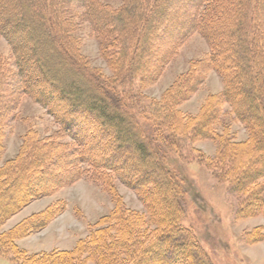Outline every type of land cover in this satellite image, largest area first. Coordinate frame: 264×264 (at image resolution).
<instances>
[{
	"label": "trees",
	"instance_id": "1",
	"mask_svg": "<svg viewBox=\"0 0 264 264\" xmlns=\"http://www.w3.org/2000/svg\"><path fill=\"white\" fill-rule=\"evenodd\" d=\"M122 2L113 13L110 4L101 0H0V35L10 47L15 69L6 75L3 64L0 67V125L15 105L16 97L23 96L46 109L59 126L57 134L50 138L28 132L16 158L0 169V225L31 200L50 195L83 176L102 177L106 171L118 174L131 189H138L145 208L144 213L128 209L116 189H107L114 199V208L71 250L29 254L15 244L16 239L44 227L49 221L45 215L26 221L11 232H0V254H11L19 264H212L195 235L181 224L183 178L178 172L166 170L147 148L140 127L143 125L130 120L116 98L119 92L114 83L118 78L112 80L99 74L82 59L79 40L71 31L77 17L83 16L80 20L96 29L100 46L108 38L120 45L124 62L118 64L132 61L131 68L152 44L158 49L163 47L167 37L171 38L169 50L195 33L203 35L213 49H219L220 43L225 49L218 69L228 66L233 71L230 82L244 81L249 87V92L237 95L242 100L240 108L250 102L251 112L260 118L263 126H253L251 130L262 129L259 135L263 140L258 138L256 142L260 157L264 158V108L258 103L264 84L260 79L253 81V67L259 69L261 65L253 49L258 45L264 52V20L256 26L262 39L255 46L248 26L251 6L255 4V9L261 10L258 17L264 13V2L241 0L236 2L235 10L231 1L217 0ZM232 25H236L235 29L228 31ZM171 56L160 57L165 64ZM188 90L184 98L190 94ZM168 109L166 128L179 136L182 133L172 122L173 109ZM84 117L90 123H83ZM147 123L152 130L148 142L156 152L163 153L166 145L156 137L155 130L160 126L156 120ZM100 133L102 141L97 138ZM60 137L70 141L57 144ZM121 147L135 154L137 166L123 159ZM138 168L154 170L153 176ZM261 175L264 177L257 169L252 178L256 181ZM237 188L242 189L241 184Z\"/></svg>",
	"mask_w": 264,
	"mask_h": 264
},
{
	"label": "rangeland",
	"instance_id": "2",
	"mask_svg": "<svg viewBox=\"0 0 264 264\" xmlns=\"http://www.w3.org/2000/svg\"><path fill=\"white\" fill-rule=\"evenodd\" d=\"M101 1L109 3L113 13L123 5L122 0ZM219 1H231L235 10L236 2L241 0ZM259 12L261 10H256L253 4L248 26L254 46L262 39L256 32L257 24L261 25L264 20V13L257 17ZM75 13L81 14V11ZM81 17H74L71 31L79 40L82 59L99 74L112 80L118 78L114 83L119 92L116 98L121 101L124 112L130 115V120L143 125L140 127L147 148L166 170L178 172L183 178L182 226L195 235L212 264H264V177L261 175L256 181L252 178L257 169L264 173V158L260 157L256 142L263 138L259 135L262 129L251 130L262 124L258 121L260 118L251 112L250 102L240 108L242 100L237 93L243 96L249 92L247 82H230L233 81V71L228 66L221 67V71L218 69L225 47L221 48L218 43L219 49H213L203 35L195 33L169 50L171 38L167 37L159 49L152 44L147 54L136 60L133 68L130 67L132 61L121 66L118 64L124 62L121 46L113 44L110 38L100 46L98 32L90 23L80 20ZM235 27L229 26L228 31ZM257 49L261 50V47L255 46L253 52L258 54L261 65L259 69L254 65L253 81L256 83L260 79L264 84V52ZM165 53L172 56L164 64L165 59L160 56ZM12 58L7 41L0 35V67L3 64L6 75L15 71ZM188 89L190 94L184 98ZM16 98L4 124L0 125V169L16 158L28 132H37L44 139L59 130L53 117L42 106L28 97ZM258 103L264 108V90ZM169 107L173 109L172 122L182 133L179 136L166 128ZM147 120L152 123L156 120L160 126L155 130L156 137L163 139L166 145L163 153L156 152L148 142L152 130ZM86 121L90 123V119L84 117L83 123ZM128 129L131 136H135L134 131ZM137 132L141 133L139 129ZM97 138L102 141V133ZM69 141L67 137H60L57 144ZM119 152L123 159L127 158L136 165L135 154L127 147H121ZM138 171L151 176L154 173L147 168H138ZM103 174L100 180L83 176L50 195L31 200L0 225V232H11L26 221L45 215L49 221L44 227L16 239L15 244L29 254L71 250L78 241L86 239L91 227L114 208V199L107 190L110 188L116 189L126 208L145 212L138 189L128 187L114 172ZM133 175L137 177L135 169ZM238 183L242 189L237 188ZM9 195L13 196V192ZM0 264L19 263L11 254H0Z\"/></svg>",
	"mask_w": 264,
	"mask_h": 264
}]
</instances>
